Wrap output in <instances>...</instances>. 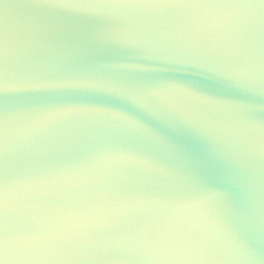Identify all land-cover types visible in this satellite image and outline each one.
<instances>
[{
  "label": "water",
  "instance_id": "1",
  "mask_svg": "<svg viewBox=\"0 0 264 264\" xmlns=\"http://www.w3.org/2000/svg\"><path fill=\"white\" fill-rule=\"evenodd\" d=\"M5 3L8 264H264V3Z\"/></svg>",
  "mask_w": 264,
  "mask_h": 264
},
{
  "label": "snow or ice",
  "instance_id": "2",
  "mask_svg": "<svg viewBox=\"0 0 264 264\" xmlns=\"http://www.w3.org/2000/svg\"><path fill=\"white\" fill-rule=\"evenodd\" d=\"M26 4H44L49 7L60 9H76L84 6L85 0H21ZM124 3L156 6V7H185L198 5L207 0H122ZM245 3H264V0H242ZM9 5L5 0H0V7L6 9ZM8 26L6 16L0 14V113H6L8 98L29 94H40L65 88L84 86H103L100 84H23L12 85L9 82L8 67ZM79 109H65L55 112L66 113ZM6 128L0 122V154L3 153ZM6 213V189L2 177H0V264H8L7 240L3 233L2 222Z\"/></svg>",
  "mask_w": 264,
  "mask_h": 264
}]
</instances>
